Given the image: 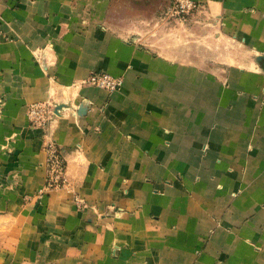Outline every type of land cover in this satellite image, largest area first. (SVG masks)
<instances>
[{
    "label": "crops",
    "instance_id": "obj_1",
    "mask_svg": "<svg viewBox=\"0 0 264 264\" xmlns=\"http://www.w3.org/2000/svg\"><path fill=\"white\" fill-rule=\"evenodd\" d=\"M167 1L0 0V264H264V0H196L246 51L219 69L115 22ZM46 100L59 115L31 127ZM45 133L69 186L38 195Z\"/></svg>",
    "mask_w": 264,
    "mask_h": 264
},
{
    "label": "rangeland",
    "instance_id": "obj_2",
    "mask_svg": "<svg viewBox=\"0 0 264 264\" xmlns=\"http://www.w3.org/2000/svg\"><path fill=\"white\" fill-rule=\"evenodd\" d=\"M137 4V7H127L115 21H119L120 31L125 33L130 26L147 42L150 39L158 45L162 42L165 47L163 51L173 59L195 61L203 67L219 69L225 62L241 60L246 54V51L228 46L225 42H215L216 36L210 34L211 26L207 22H194L197 8L183 15L177 12L171 0L161 8H152V3H143L144 6L139 2ZM156 14L158 17H155ZM184 25L186 28L182 30Z\"/></svg>",
    "mask_w": 264,
    "mask_h": 264
},
{
    "label": "built area",
    "instance_id": "obj_3",
    "mask_svg": "<svg viewBox=\"0 0 264 264\" xmlns=\"http://www.w3.org/2000/svg\"><path fill=\"white\" fill-rule=\"evenodd\" d=\"M180 14H188L198 8L199 2L196 0H171ZM83 85H90L113 92L122 86V79L115 77L104 71L90 72L81 82ZM54 104L50 100L32 102L27 106V117L31 127L45 129L50 121L55 117ZM43 151L45 154L44 167V186L38 192L42 195L54 189L67 188L69 186L66 176V159L62 148L47 134H44ZM77 207H83L81 199L75 198Z\"/></svg>",
    "mask_w": 264,
    "mask_h": 264
},
{
    "label": "water",
    "instance_id": "obj_4",
    "mask_svg": "<svg viewBox=\"0 0 264 264\" xmlns=\"http://www.w3.org/2000/svg\"><path fill=\"white\" fill-rule=\"evenodd\" d=\"M259 59H262L263 60V63H264V58L263 57H260ZM62 105H54V113L55 114H57V115H59V112H60V110L62 109Z\"/></svg>",
    "mask_w": 264,
    "mask_h": 264
}]
</instances>
